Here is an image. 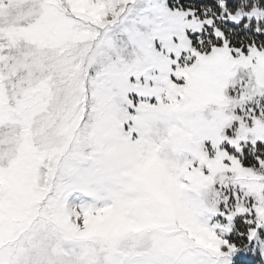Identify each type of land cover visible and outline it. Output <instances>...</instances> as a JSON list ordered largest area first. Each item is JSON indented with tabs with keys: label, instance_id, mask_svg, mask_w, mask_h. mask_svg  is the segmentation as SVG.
<instances>
[{
	"label": "snow or ice",
	"instance_id": "obj_1",
	"mask_svg": "<svg viewBox=\"0 0 264 264\" xmlns=\"http://www.w3.org/2000/svg\"><path fill=\"white\" fill-rule=\"evenodd\" d=\"M0 264H264V0H0Z\"/></svg>",
	"mask_w": 264,
	"mask_h": 264
}]
</instances>
